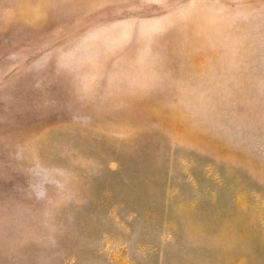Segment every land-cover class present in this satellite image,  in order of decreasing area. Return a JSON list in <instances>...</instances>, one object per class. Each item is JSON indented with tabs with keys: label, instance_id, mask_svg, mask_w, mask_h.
I'll return each mask as SVG.
<instances>
[{
	"label": "rangeland",
	"instance_id": "obj_1",
	"mask_svg": "<svg viewBox=\"0 0 264 264\" xmlns=\"http://www.w3.org/2000/svg\"><path fill=\"white\" fill-rule=\"evenodd\" d=\"M0 264H264V0H0Z\"/></svg>",
	"mask_w": 264,
	"mask_h": 264
}]
</instances>
